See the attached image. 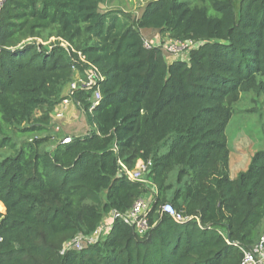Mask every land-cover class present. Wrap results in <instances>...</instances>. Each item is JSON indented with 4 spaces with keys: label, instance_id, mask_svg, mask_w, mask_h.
<instances>
[{
    "label": "trees",
    "instance_id": "1",
    "mask_svg": "<svg viewBox=\"0 0 264 264\" xmlns=\"http://www.w3.org/2000/svg\"><path fill=\"white\" fill-rule=\"evenodd\" d=\"M168 41L198 45L177 59ZM91 67L103 77L94 108L96 88L68 92ZM248 92L264 94V0H147L137 14L5 0L0 264H241L264 236V149L229 173L227 127ZM66 99L90 128L70 143L58 138ZM139 161L152 164L146 182L125 174ZM142 198L143 235L122 218ZM103 224V238L67 246Z\"/></svg>",
    "mask_w": 264,
    "mask_h": 264
},
{
    "label": "built area",
    "instance_id": "2",
    "mask_svg": "<svg viewBox=\"0 0 264 264\" xmlns=\"http://www.w3.org/2000/svg\"><path fill=\"white\" fill-rule=\"evenodd\" d=\"M5 3V0H0V13L1 9ZM182 43V42H173L168 41L164 44V48L172 53L175 58H185L186 54L189 51L190 47H197L196 44ZM146 47H151L149 41L145 42ZM82 60H84L82 58ZM86 77L82 78L80 76L76 77V79L70 85V89L68 92H75L77 90H93L92 96V108L98 106L101 101V91L100 86L98 85L99 80H102L103 77L100 75L99 71L94 67L87 69L85 71ZM64 105L69 104L68 99L63 101ZM91 108V110H92ZM61 114H57V117H61ZM72 137L64 138V143H70ZM151 162L139 161L136 165V168L133 171L126 170L125 174L132 181L146 182V177L150 172ZM150 209V200L148 198H142L136 201L133 207L128 210L125 214L122 215V218L127 221L129 224L135 227L136 231L139 234L143 235L149 229V221H148V211ZM163 212L169 214L174 220L178 222H183L187 220V217L183 215L182 212H177L175 208L171 204H165L162 207ZM115 216V214H114ZM113 216V217H114ZM117 216H120L117 214ZM106 226L105 224H103ZM101 226L96 235L90 237H82L79 236L74 241L67 244V246L75 247L77 249H81L84 242L93 243L96 242L99 238H101L106 231L104 226ZM241 264H264V236L260 239V241L250 250L244 252V258Z\"/></svg>",
    "mask_w": 264,
    "mask_h": 264
},
{
    "label": "rangeland",
    "instance_id": "3",
    "mask_svg": "<svg viewBox=\"0 0 264 264\" xmlns=\"http://www.w3.org/2000/svg\"><path fill=\"white\" fill-rule=\"evenodd\" d=\"M146 1L107 0V7H118L137 14ZM49 42L42 43L47 45ZM60 132H58L60 139L70 133L66 128L62 129V126ZM227 137L231 152L229 173L232 178H236L240 172L248 169L254 154L264 149V94L257 96L253 92H248L241 96L240 101L234 106V115L227 127ZM112 219L113 215H109L104 223L110 227ZM104 227L106 229L107 226ZM103 233L101 238L105 236L106 231Z\"/></svg>",
    "mask_w": 264,
    "mask_h": 264
},
{
    "label": "crops",
    "instance_id": "4",
    "mask_svg": "<svg viewBox=\"0 0 264 264\" xmlns=\"http://www.w3.org/2000/svg\"><path fill=\"white\" fill-rule=\"evenodd\" d=\"M56 110L58 113L60 112L64 115L60 120L62 129L66 128L67 131H70L65 137L69 136L73 138L87 134L90 129L89 125L85 119V115L77 108L75 103L71 102L67 105L61 104Z\"/></svg>",
    "mask_w": 264,
    "mask_h": 264
},
{
    "label": "water",
    "instance_id": "5",
    "mask_svg": "<svg viewBox=\"0 0 264 264\" xmlns=\"http://www.w3.org/2000/svg\"><path fill=\"white\" fill-rule=\"evenodd\" d=\"M146 178H147V177H146ZM146 178H145V179H146Z\"/></svg>",
    "mask_w": 264,
    "mask_h": 264
},
{
    "label": "bare ground",
    "instance_id": "6",
    "mask_svg": "<svg viewBox=\"0 0 264 264\" xmlns=\"http://www.w3.org/2000/svg\"><path fill=\"white\" fill-rule=\"evenodd\" d=\"M60 113V112H59Z\"/></svg>",
    "mask_w": 264,
    "mask_h": 264
}]
</instances>
